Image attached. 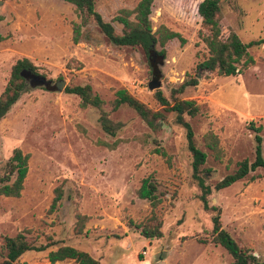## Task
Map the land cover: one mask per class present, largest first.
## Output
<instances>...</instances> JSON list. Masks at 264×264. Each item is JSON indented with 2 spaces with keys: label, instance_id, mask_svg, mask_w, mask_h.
<instances>
[{
  "label": "rangeland",
  "instance_id": "obj_1",
  "mask_svg": "<svg viewBox=\"0 0 264 264\" xmlns=\"http://www.w3.org/2000/svg\"><path fill=\"white\" fill-rule=\"evenodd\" d=\"M137 1L94 0V9L103 21L111 22L119 10H131ZM200 1L152 0V31L164 26L184 40L182 45L176 39L167 42L158 66L160 77L153 80L139 49L109 45L92 23L73 45L70 23L78 19L71 5L59 0H0V92L11 65L20 58L28 59L37 74L50 81L48 91L28 88L0 120V165L14 148L29 155L20 196H0V236L29 230L37 243L44 244L47 238L56 242L43 252L23 254L18 264H48L46 253L61 245L85 252L99 264L231 262L223 248L210 243L212 213L203 211L197 198L184 131L154 98L159 91L169 101V89L185 76L197 80L178 98L193 101L200 109L185 120L194 145L206 155L200 176L210 189L208 206L219 210L220 227L237 246L264 262V169L249 172L225 189H213L235 171L237 163L253 160L249 123L261 127L264 159V0H219L222 36L232 31L242 43H255L247 49L252 65L232 77L196 69L207 56L197 38ZM111 25L118 33V26ZM57 81H63L64 87L87 84L105 102L123 89L151 111L160 112L163 120L156 122V131H150L121 106L109 115L121 125L110 138L97 124V111L82 109L75 96L57 91ZM151 81H159V88L149 90ZM206 133L218 140L219 160L203 145ZM114 141L119 142L110 148ZM157 148L164 157L154 152ZM147 175L165 195L154 209L161 221V237L150 240L126 224L143 222L150 214L148 203L135 197ZM58 185L62 198L57 209L48 212ZM75 213L86 217L78 235Z\"/></svg>",
  "mask_w": 264,
  "mask_h": 264
},
{
  "label": "trees",
  "instance_id": "obj_2",
  "mask_svg": "<svg viewBox=\"0 0 264 264\" xmlns=\"http://www.w3.org/2000/svg\"><path fill=\"white\" fill-rule=\"evenodd\" d=\"M59 1L71 5L78 19L77 23H70V42L73 45L83 39L86 27L92 23L109 45L115 48L139 49L145 59L148 75L153 80H157L160 77L158 66L164 59L167 42L176 39L180 45L184 43V40L177 33L170 31L164 26H158L152 31L149 21L152 0H138L131 10H119L111 19V22L103 21L101 16L95 11L94 0ZM196 14L200 19L201 28L197 38L203 44L207 55L205 59L196 65L198 71L221 77H232L241 74L252 65L253 60L248 55L247 49L255 43H242L232 31H228L225 37L222 36L219 25L221 18L219 0H201L196 6ZM112 23L118 26V33L114 31ZM1 40L2 36L0 35ZM23 70L38 75L37 67L28 59L20 58L15 60L10 67L7 81L0 92V120L8 113L19 96L29 88L19 76V73ZM196 85L195 76H185L181 83L169 89V101L159 91L154 93V98L162 110L173 114L174 122L184 131L186 149L191 158V178L199 189L197 198L201 203L202 210L212 213L210 217V243L220 246L227 252L231 258L229 264H264V262H258L248 251L237 246L233 239L221 229L219 210L214 206H208L206 197L210 194V189L204 184L200 176L206 155L194 145L192 129L185 120L186 117L193 118L198 115L200 109L193 101L178 98L186 88H192ZM43 90L48 91L49 87H45ZM63 93L75 96L78 99L80 108L96 110L97 124L101 132L110 138L115 137L121 125L113 122L109 115L121 106L130 109L150 131H156L159 126L156 122L163 120V115L160 112L151 111L128 95L123 89L115 91L113 99L108 102L101 100L87 84L66 86L63 88ZM248 126L249 130L254 134L253 160L251 162L243 160L237 163L235 171L219 180L213 186L214 190L225 189L243 179L249 172H253L258 168L264 169V159L260 152L261 138L259 133L261 127H254L252 123H249ZM118 142L114 141L110 148H114ZM202 142L204 147L213 155V158L219 160L221 153L216 136L206 133L202 136ZM154 152L161 157L165 156V153L159 148L155 149ZM28 158V154L21 152L18 148H14L4 163L0 165L1 197L18 198L20 196L27 173ZM52 194L48 212L57 209L62 198L61 186H56ZM164 196V193L159 191L158 184L152 175H147L140 180L139 186L135 191V197L148 203L150 214L143 222L134 223L131 220H127L126 224L129 228L136 230L143 239L150 240L161 237V221L155 215L154 209L161 204ZM75 218L79 223V226L75 229V234L78 235L81 232V224L86 217L75 213ZM29 234V230H21L13 236H0V264H18L19 258L27 252L40 253L56 246V242L49 238L45 240L44 244L37 243L36 237L30 238ZM45 259L49 264L64 261H72L74 264H99L97 260L90 257L87 253L65 245L49 250L45 255Z\"/></svg>",
  "mask_w": 264,
  "mask_h": 264
},
{
  "label": "water",
  "instance_id": "obj_3",
  "mask_svg": "<svg viewBox=\"0 0 264 264\" xmlns=\"http://www.w3.org/2000/svg\"><path fill=\"white\" fill-rule=\"evenodd\" d=\"M19 76L25 81V84L31 88H45L50 84V81L46 80L40 75H34L29 71H21L19 73ZM159 81H151L147 84V88L149 90L157 89L159 88ZM54 87L57 91H60L64 87L63 81H57L54 83Z\"/></svg>",
  "mask_w": 264,
  "mask_h": 264
},
{
  "label": "crops",
  "instance_id": "obj_4",
  "mask_svg": "<svg viewBox=\"0 0 264 264\" xmlns=\"http://www.w3.org/2000/svg\"><path fill=\"white\" fill-rule=\"evenodd\" d=\"M56 263H61V262H56ZM56 263H54V264H56ZM49 264V263H48Z\"/></svg>",
  "mask_w": 264,
  "mask_h": 264
}]
</instances>
